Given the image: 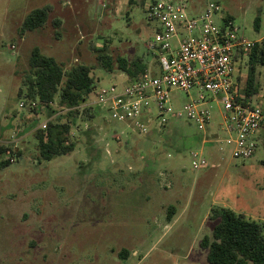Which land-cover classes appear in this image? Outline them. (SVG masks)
<instances>
[{
    "label": "rangeland",
    "instance_id": "rangeland-1",
    "mask_svg": "<svg viewBox=\"0 0 264 264\" xmlns=\"http://www.w3.org/2000/svg\"><path fill=\"white\" fill-rule=\"evenodd\" d=\"M206 1L230 15L245 37L264 33V0H194ZM145 2L0 0V143L12 150L4 156L11 163L0 169V264H209L199 242L210 233L207 216L215 205L242 212L264 229L261 140L249 158L236 159L226 144L204 143L203 133L181 120L162 128L151 123L140 134L97 108L93 119L77 118L70 154L37 159L31 124L37 118L41 126L46 114L31 112L16 93L30 50L39 47L65 69L91 66L96 89L120 85L126 76L116 57L141 56L152 66L155 50L147 44L156 24ZM43 5L50 6L45 23L19 35L24 16ZM101 47L113 60L111 72L97 61ZM245 71L243 63L239 87ZM257 73L260 90L252 103L262 108L264 65ZM187 100L175 91L170 104L179 108ZM204 107L210 116L204 137H222L218 106ZM193 155L206 165L193 168ZM169 205L175 213L167 221Z\"/></svg>",
    "mask_w": 264,
    "mask_h": 264
},
{
    "label": "built area",
    "instance_id": "built-area-1",
    "mask_svg": "<svg viewBox=\"0 0 264 264\" xmlns=\"http://www.w3.org/2000/svg\"><path fill=\"white\" fill-rule=\"evenodd\" d=\"M145 13L156 24L147 44L155 50L152 66L132 81L95 88L87 105L140 134L151 123L162 128L171 119L181 120L202 132L204 143L223 142L232 157L249 158L261 140L264 111L238 100V80L249 49L264 41V33L245 37L214 2L146 0ZM175 91L188 96L179 108L170 104ZM211 102L218 106L222 137H204L210 123L204 106ZM191 165L200 168L206 161L193 155Z\"/></svg>",
    "mask_w": 264,
    "mask_h": 264
},
{
    "label": "trees",
    "instance_id": "trees-1",
    "mask_svg": "<svg viewBox=\"0 0 264 264\" xmlns=\"http://www.w3.org/2000/svg\"><path fill=\"white\" fill-rule=\"evenodd\" d=\"M50 6L34 7L24 16L18 34L33 31L41 27L48 16ZM227 19H233L226 14ZM58 24L59 21L56 20ZM259 16L254 19V28L258 30ZM97 61L105 71L113 70V60L105 52V48H97ZM118 69L124 72L129 81L136 79L147 64L141 56L131 60L116 57ZM264 65V41L256 43L249 49L245 60L246 73L242 86H238L241 103H252L259 93L257 67ZM95 89L91 75V66L75 63L68 69L51 55L41 52L34 46L30 50L27 68L22 73L21 86L17 89V97L31 112H45V127L38 126L34 118L31 127L36 140L37 159L50 160L55 156L68 155L76 147L73 129L79 117L89 121L97 114L96 109L87 105L90 95ZM56 103L57 107L53 106ZM264 111V105L262 106ZM261 144L264 147V125L261 128ZM12 150L0 143V169L11 163L4 158ZM20 154V153H19ZM264 164V159L262 160ZM166 219L169 221L175 213V207L166 208ZM207 218L212 221L209 234H204L199 242L206 250V261L209 264H264L263 226L242 212L229 207L215 205L210 209ZM119 254L126 257L128 252L122 249Z\"/></svg>",
    "mask_w": 264,
    "mask_h": 264
},
{
    "label": "crops",
    "instance_id": "crops-1",
    "mask_svg": "<svg viewBox=\"0 0 264 264\" xmlns=\"http://www.w3.org/2000/svg\"><path fill=\"white\" fill-rule=\"evenodd\" d=\"M173 216H174V215H173ZM173 216L171 217V219H170V220H172V219L174 218ZM177 217H178V216H177ZM170 220H169V221H170ZM167 221H168V220H167Z\"/></svg>",
    "mask_w": 264,
    "mask_h": 264
}]
</instances>
